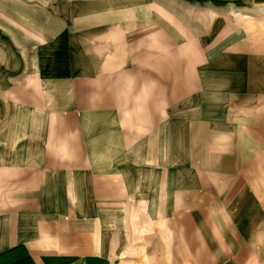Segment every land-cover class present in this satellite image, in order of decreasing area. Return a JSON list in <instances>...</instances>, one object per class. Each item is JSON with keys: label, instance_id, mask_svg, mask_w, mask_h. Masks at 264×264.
<instances>
[{"label": "crops", "instance_id": "0c3cea01", "mask_svg": "<svg viewBox=\"0 0 264 264\" xmlns=\"http://www.w3.org/2000/svg\"><path fill=\"white\" fill-rule=\"evenodd\" d=\"M179 1L0 0V264H264V0Z\"/></svg>", "mask_w": 264, "mask_h": 264}, {"label": "rangeland", "instance_id": "374dc122", "mask_svg": "<svg viewBox=\"0 0 264 264\" xmlns=\"http://www.w3.org/2000/svg\"><path fill=\"white\" fill-rule=\"evenodd\" d=\"M13 1L14 0H2V3H3V6H5L4 3L13 4ZM232 1L233 0H227L226 4H225V7L227 5L232 7L233 6V2ZM175 2H176V5H173ZM262 2H263V0H258V7H260V5L263 6ZM172 6H176L177 7V13H179L180 12L179 8L184 6L183 5V1H182V3H180L179 0H172ZM181 12L182 13H180V14H182V15L180 17H182V18L189 17L187 15H183L184 14L183 10H181ZM195 13H197V12H195ZM195 13H194V15L192 17L194 25H197L198 28L200 27L201 32H205L207 29H209L208 32L210 34V37H211V34L215 33V35H216V29H217L216 24H220L222 21H224L225 23H228V24H233V22H238L237 19L235 20L234 17L229 15V14H226L224 17L221 16L220 18H217L216 15H214V16H211V15L207 16L206 14L201 15L200 12L197 13V15H196ZM244 18H246V19L243 20L242 23H246L247 22V18L248 17H244ZM201 27L204 28L205 31L202 30Z\"/></svg>", "mask_w": 264, "mask_h": 264}]
</instances>
